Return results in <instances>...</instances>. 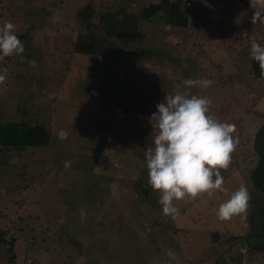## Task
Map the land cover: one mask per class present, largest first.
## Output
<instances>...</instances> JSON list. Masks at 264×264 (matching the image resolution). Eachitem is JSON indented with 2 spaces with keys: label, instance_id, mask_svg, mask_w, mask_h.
Masks as SVG:
<instances>
[{
  "label": "rangeland",
  "instance_id": "374dc122",
  "mask_svg": "<svg viewBox=\"0 0 264 264\" xmlns=\"http://www.w3.org/2000/svg\"><path fill=\"white\" fill-rule=\"evenodd\" d=\"M159 1L127 7L125 0H0V28L12 22L26 37H19L23 60H6L0 121L20 120L29 97L38 105L27 121L44 122L53 134L47 148L0 153V230L17 239L15 264H264V256L250 260L238 245L248 211L226 220L216 215L241 184L251 188L259 121L246 113L264 112V88L248 72V53L254 41L263 45L264 24L251 23L250 0H181L188 29L169 28L159 13L140 46L150 47L149 62L134 58L127 73L125 58L136 51L115 44L112 53L99 17ZM88 24L96 38L85 31ZM77 39L87 53L75 51ZM186 78L214 83L188 90ZM172 91L208 97L210 114L234 124L238 139L229 167L220 169L228 191L174 200L175 219L163 214L144 162L149 118ZM81 206L88 211L83 223ZM0 264H7L1 245Z\"/></svg>",
  "mask_w": 264,
  "mask_h": 264
},
{
  "label": "clouds",
  "instance_id": "9594fccd",
  "mask_svg": "<svg viewBox=\"0 0 264 264\" xmlns=\"http://www.w3.org/2000/svg\"><path fill=\"white\" fill-rule=\"evenodd\" d=\"M250 5L253 9L251 23L264 24V0H250ZM17 31L12 22H5L0 28V63L13 55L23 60L26 48ZM250 58L258 63L264 77V45L254 41ZM8 75L7 68L0 70V85L7 81ZM213 83L207 78H186L183 86L188 90L207 89ZM211 104L208 97L190 91L166 92L164 100L156 105L157 111L149 118L153 132L151 143L144 150L147 182L160 193L163 214L173 219L180 214L174 200L196 199L201 194L210 197L214 191H228L223 187L225 179L220 169H227L231 163L238 143L233 135L236 126L214 118L210 114ZM250 200L247 186L241 184L226 202L220 204L216 215L220 220H226L244 213L249 209ZM78 211L81 222H85L87 208L81 206Z\"/></svg>",
  "mask_w": 264,
  "mask_h": 264
},
{
  "label": "trees",
  "instance_id": "16d2710c",
  "mask_svg": "<svg viewBox=\"0 0 264 264\" xmlns=\"http://www.w3.org/2000/svg\"><path fill=\"white\" fill-rule=\"evenodd\" d=\"M135 1L137 0H125V5L127 7L130 5L134 6ZM90 11L89 15L91 16L92 10L90 9ZM125 11L121 8L116 12H105L99 17L100 22L97 26L101 34L104 35L102 42L105 43L108 49L110 45L127 44L129 49H134L136 51V57L133 56L129 59L128 57L125 58V62L129 65L127 73L130 70L131 64L135 61L134 58L139 60V62H149L152 55L150 47L141 49L140 46L143 43L142 40L146 41V36L150 35L151 27L159 17V13L164 12L163 15L166 16V26H169V28L188 29L189 8L185 9L181 0H160L158 3L151 2L147 6L139 7L137 13H127L128 8L127 11ZM95 29L97 28L91 24L85 27V31L96 38ZM18 36L22 39H26L24 36ZM77 41L79 44H76L77 49L75 51L81 54L87 53V47L81 45V40L77 39ZM83 49L85 51H83ZM130 52L132 53L133 51ZM161 57L163 59L162 52ZM248 58L249 74L255 78V80H262L264 88V77L260 74L261 70L258 63L250 58V53H248ZM7 59L8 57L0 63L1 68L7 66L6 63L9 62L6 61ZM119 90L121 91V89ZM112 97L114 98V96ZM26 100V103L22 107L23 114L20 120H12L9 122L0 121V153L14 151L17 154H21L29 148L40 149L49 146L53 134L50 132L46 123L27 121L28 114L26 112L29 108L37 107L35 105L38 104L33 105V103H31V101H33L32 98L29 99L28 97ZM246 114L255 117L259 122L255 134H253L252 137L251 147L253 159L256 161L253 163L254 165H252L253 169L248 173V181L251 185L249 189L251 200L248 209L249 228L247 233L237 240L239 241L238 245L242 246L247 251L250 260H252V257L264 256V112L249 109ZM130 173L129 171L128 174ZM143 193L147 195L146 190H143ZM6 235V232L0 230V245L4 249L7 264H15L16 254L14 252V244L17 239L10 238L8 240ZM212 235L214 236L213 240L217 241L219 234L213 233ZM18 237H20V235ZM35 264L39 263L37 262ZM219 264L227 263L221 261Z\"/></svg>",
  "mask_w": 264,
  "mask_h": 264
},
{
  "label": "built area",
  "instance_id": "2783aa9c",
  "mask_svg": "<svg viewBox=\"0 0 264 264\" xmlns=\"http://www.w3.org/2000/svg\"><path fill=\"white\" fill-rule=\"evenodd\" d=\"M32 262V260L28 259L27 264H33Z\"/></svg>",
  "mask_w": 264,
  "mask_h": 264
}]
</instances>
